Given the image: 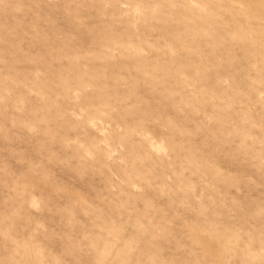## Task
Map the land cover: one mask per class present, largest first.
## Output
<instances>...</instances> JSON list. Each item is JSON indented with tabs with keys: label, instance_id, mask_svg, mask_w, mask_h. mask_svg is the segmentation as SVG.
I'll use <instances>...</instances> for the list:
<instances>
[{
	"label": "rangeland",
	"instance_id": "1",
	"mask_svg": "<svg viewBox=\"0 0 264 264\" xmlns=\"http://www.w3.org/2000/svg\"><path fill=\"white\" fill-rule=\"evenodd\" d=\"M0 264H264V0H0Z\"/></svg>",
	"mask_w": 264,
	"mask_h": 264
}]
</instances>
